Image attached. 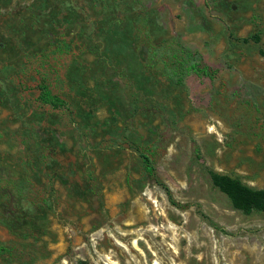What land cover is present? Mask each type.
I'll use <instances>...</instances> for the list:
<instances>
[{
    "label": "rangeland",
    "instance_id": "374dc122",
    "mask_svg": "<svg viewBox=\"0 0 264 264\" xmlns=\"http://www.w3.org/2000/svg\"><path fill=\"white\" fill-rule=\"evenodd\" d=\"M210 172L264 190V0H0V264H264Z\"/></svg>",
    "mask_w": 264,
    "mask_h": 264
},
{
    "label": "trees",
    "instance_id": "16d2710c",
    "mask_svg": "<svg viewBox=\"0 0 264 264\" xmlns=\"http://www.w3.org/2000/svg\"><path fill=\"white\" fill-rule=\"evenodd\" d=\"M39 100L42 103L50 104L52 107H61L65 101L58 95L52 93L45 83H40ZM145 170L149 173L155 171L150 157L141 153ZM211 180L214 186L224 192L232 205L244 213H250L252 210L264 211V190L254 189L250 186L242 184L236 178H232L216 172H210Z\"/></svg>",
    "mask_w": 264,
    "mask_h": 264
}]
</instances>
